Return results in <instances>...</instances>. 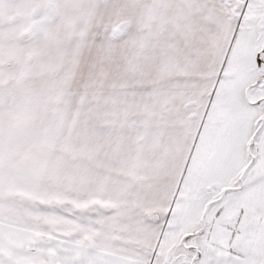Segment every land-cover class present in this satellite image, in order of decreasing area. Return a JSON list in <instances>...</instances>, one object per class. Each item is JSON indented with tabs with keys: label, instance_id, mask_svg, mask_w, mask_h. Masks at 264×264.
I'll use <instances>...</instances> for the list:
<instances>
[{
	"label": "snow or ice",
	"instance_id": "obj_1",
	"mask_svg": "<svg viewBox=\"0 0 264 264\" xmlns=\"http://www.w3.org/2000/svg\"><path fill=\"white\" fill-rule=\"evenodd\" d=\"M0 264H264V0H0Z\"/></svg>",
	"mask_w": 264,
	"mask_h": 264
}]
</instances>
